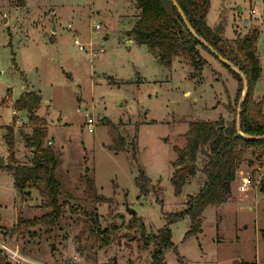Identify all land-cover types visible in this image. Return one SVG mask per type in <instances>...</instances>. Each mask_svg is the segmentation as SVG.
Returning a JSON list of instances; mask_svg holds the SVG:
<instances>
[{"label": "rangeland", "instance_id": "1", "mask_svg": "<svg viewBox=\"0 0 264 264\" xmlns=\"http://www.w3.org/2000/svg\"><path fill=\"white\" fill-rule=\"evenodd\" d=\"M209 7L207 23L219 27L225 43L258 34L262 77L248 111L263 123L264 0H210ZM252 8L259 17L249 14ZM139 16L135 0H0V155L7 165L30 164L35 149L26 137L44 125V145L58 154L56 175L67 201L55 224L21 223L50 207L38 189L19 191L11 170L0 168V242L28 260L151 264L152 235L167 215L187 209L207 180V159L199 153L196 173L180 193L174 187L177 149L187 147L190 124L237 121L244 82L201 44L204 65L186 52L170 66L159 63L148 44L129 43ZM26 91L39 95L40 105L19 108ZM88 117L95 119L94 132ZM243 158L233 196L205 208L199 235L186 237L189 217L169 224L178 252L167 249L164 264H264V149L249 147ZM140 169L151 178L145 197L136 182ZM239 171L251 177L246 192ZM0 264H18L1 245Z\"/></svg>", "mask_w": 264, "mask_h": 264}, {"label": "trees", "instance_id": "2", "mask_svg": "<svg viewBox=\"0 0 264 264\" xmlns=\"http://www.w3.org/2000/svg\"><path fill=\"white\" fill-rule=\"evenodd\" d=\"M135 1L140 9V16L134 23L130 34L138 43L148 44L159 63L170 66L176 55L186 52L196 65H204L205 61L198 57L197 46L201 44L208 51H211L208 47L211 46L221 57L229 59L243 74H246L248 82V94L242 105L240 119L242 135L238 132L236 123H227L223 118L212 121H195L190 124L191 127L186 136L187 147L177 149L178 168L173 175L176 192L180 193L191 176L196 173L199 153L207 159L204 170L207 180L198 192V196L188 204L189 207L176 214L174 218L167 215L168 223L152 235L155 239V249L151 252L150 263L164 264V254L167 249H174L178 252L172 242V229L169 224L189 217L191 225L186 237L199 235L203 229L205 208L209 205L225 204L233 196L232 184L238 178V170L244 160V151L249 147L264 149V122L254 119L248 111L254 87L262 77V65L257 54L258 34L256 32L247 34L242 39H235V45L232 46L225 43L219 27L213 28L207 24L210 0H177L189 24L198 34V38L190 32L172 0ZM222 63L238 83L244 82L240 74L228 64L223 61ZM238 91H241V86ZM41 100L42 98L35 92L26 91L17 101V106L21 109H30L35 105H40ZM13 130V127H7L9 133L6 135V141L10 148L14 145ZM33 131L32 135L26 137V145L35 149L30 164L12 162L7 167L12 172L16 188L19 191L28 187L38 189L44 198V204L50 207V210L41 217L29 220L20 219V222L28 225L39 222L43 225L55 224L63 216L62 213L67 206V201L62 198L61 181L56 175L59 157L54 148L44 145V138L47 134L44 125H37ZM11 155H14L13 151ZM136 178L141 197L147 196L151 178L142 169ZM260 188L264 192V179L261 181ZM98 224L97 219L94 225ZM142 228H144L143 224ZM241 264L258 263L244 261Z\"/></svg>", "mask_w": 264, "mask_h": 264}, {"label": "water", "instance_id": "3", "mask_svg": "<svg viewBox=\"0 0 264 264\" xmlns=\"http://www.w3.org/2000/svg\"><path fill=\"white\" fill-rule=\"evenodd\" d=\"M172 1H173L174 5L179 9V12H180V14H181V16L183 18V21L185 22V24H187L190 32L192 34H194V36H196L198 38V34L194 30L193 26H191V24H189V22L187 20V17L185 15L183 9L180 8L177 0H172ZM200 41H202L204 44H206L205 41H203L202 39H200ZM129 43H130V41H129ZM208 47L211 49L212 53H214L217 57H219V59L221 61H223L225 64H228L236 73L240 74L242 76L243 80H244V94H243V96L241 98V101H240V103L238 105L239 110H238L237 121H236L238 132L242 135L243 133L241 131V125H240V119H241V113H242V105H243V103L245 101V98L247 97V94H248V82H247L246 74H243L241 72V70L238 67H236L235 65H233V63L229 59H225L224 57H221L211 46H208ZM5 167H7L6 157L4 155H0V168H5ZM127 212L134 214L135 210L133 208H131V207L130 208L127 207ZM53 247H54V245H53Z\"/></svg>", "mask_w": 264, "mask_h": 264}, {"label": "built area", "instance_id": "4", "mask_svg": "<svg viewBox=\"0 0 264 264\" xmlns=\"http://www.w3.org/2000/svg\"><path fill=\"white\" fill-rule=\"evenodd\" d=\"M250 15H253L255 17H259V13L256 9H251L250 12H249ZM96 27L100 30L101 27H100V24L97 23L96 24ZM75 43L80 45L81 49L84 48V45H82L79 41V39H75ZM14 114L16 115H19L18 114V111L17 110H14L13 111ZM94 122H95V119H93L92 117H88L87 119V126H88V129L90 132H94ZM240 174L242 173V171H239ZM242 177V184H241V187H240V190L242 192H246L248 191V187H249V184L251 182V177L250 175H244V174H241ZM0 245L9 252L12 260L16 261L18 264H41V263H38V262H35V261H32V260H28L26 257H24L19 250H16V249H10L9 247H7L4 243H1L0 242ZM44 264V263H43Z\"/></svg>", "mask_w": 264, "mask_h": 264}, {"label": "crops", "instance_id": "5", "mask_svg": "<svg viewBox=\"0 0 264 264\" xmlns=\"http://www.w3.org/2000/svg\"><path fill=\"white\" fill-rule=\"evenodd\" d=\"M207 16H208V15H207ZM6 20H7V19H6ZM206 20H207V19H206ZM207 24H208V23H207ZM211 26H212V25H211ZM212 27H213V26H212ZM128 40H129V39H128ZM134 40H135V38H134V37H133V38H131V41L129 40V41L131 42L130 44H132V41H134ZM135 41H136V40H135ZM152 54H153V53H152ZM153 56H154V55H153ZM154 59H156V58H155V56H154ZM156 60L158 61V59H156ZM158 62H159V61H158Z\"/></svg>", "mask_w": 264, "mask_h": 264}]
</instances>
